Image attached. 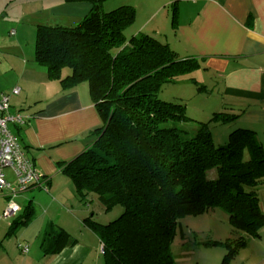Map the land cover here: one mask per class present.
Here are the masks:
<instances>
[{
	"label": "trees",
	"instance_id": "16d2710c",
	"mask_svg": "<svg viewBox=\"0 0 264 264\" xmlns=\"http://www.w3.org/2000/svg\"><path fill=\"white\" fill-rule=\"evenodd\" d=\"M63 1L89 3L92 10L75 27L38 26L35 61L66 89L87 84L102 120L92 132L94 145L64 172L82 198L96 196L106 212L124 209L107 224L86 221L103 243L107 264H176L172 246L181 220L217 208L242 234L227 241L222 264H231L264 229V146L256 133L235 128L216 147L210 125L237 122L240 115L229 112L214 113L194 132L184 128L192 121L185 106L160 94L165 85L190 78L199 61L179 58L155 36L130 34L137 18L132 6L108 11L110 0ZM51 234L47 240L58 251L66 235Z\"/></svg>",
	"mask_w": 264,
	"mask_h": 264
},
{
	"label": "crops",
	"instance_id": "0c3cea01",
	"mask_svg": "<svg viewBox=\"0 0 264 264\" xmlns=\"http://www.w3.org/2000/svg\"><path fill=\"white\" fill-rule=\"evenodd\" d=\"M38 1L42 3L41 8L49 7L54 20L38 26L75 27L92 10L89 3ZM109 2L114 5L112 10L122 6L136 9L137 18L130 34L155 36L168 44L179 58L198 60L200 65L196 71L212 77L220 94V104H225V111L217 113L229 109L227 112L240 115L231 127L251 129L264 146V0ZM72 18H77V23H72ZM164 27L169 33H162ZM13 30L15 36L11 35ZM9 34L14 37L10 39L13 53L0 52V95L11 94L16 88L20 90L19 95L10 98V112L20 114L24 122L10 123L9 129L42 176L43 186L21 194L16 201L22 211L10 218L4 215L7 193L0 190V264H107L103 243L86 221L91 217L102 224L111 221L95 211L94 198H82L78 194L64 172L67 163L94 145L92 132L102 126L89 87L81 84L66 89L53 81L47 69L36 63L32 42L23 45L19 29H11ZM5 173L15 185L14 173L10 169ZM259 196L264 213V181ZM102 217L105 219L100 221ZM47 232L66 235L58 251L47 240ZM241 236L237 234L236 239ZM21 245L29 246V252L23 253ZM46 249L51 252L46 253ZM243 249L231 264H264V229L259 238L248 239ZM191 256L184 254L176 264H201V259L196 263L192 258L187 261ZM218 257L220 253L215 264Z\"/></svg>",
	"mask_w": 264,
	"mask_h": 264
},
{
	"label": "rangeland",
	"instance_id": "374dc122",
	"mask_svg": "<svg viewBox=\"0 0 264 264\" xmlns=\"http://www.w3.org/2000/svg\"><path fill=\"white\" fill-rule=\"evenodd\" d=\"M47 4L51 3L47 2ZM112 6H114L113 3L108 2L104 9L110 11L112 10ZM41 7L42 3L38 0H0V47L3 48V51L0 50V52L6 54L13 53V49L11 48L13 42L10 39L14 37H11L9 34L11 29H15L16 31L19 29V38L24 41L23 45H26L25 42H32V46L35 48L38 25L45 22L50 24V22L54 21L49 7L45 9ZM57 20L62 23L61 18ZM77 20V18H72L71 22L77 23ZM54 23L59 22L55 21ZM162 33H169V30L164 27ZM4 40H7V42H3ZM197 71L195 70L190 75L197 83L189 81L188 77H186L185 80L178 83L165 85L160 94V99L165 102L178 103L185 106L186 114L192 121L185 123L183 127L191 132L198 129L200 123H208L215 112L217 113L219 110L225 111V104H220V94L212 83V77L210 76V79L203 72ZM204 86L207 87L203 88ZM205 89H208V92ZM227 107L230 108V106ZM229 113L232 114L231 111ZM210 126L216 147L225 145L227 138L235 130L231 125L227 127L211 123ZM91 197L94 198L93 206L96 209L95 211L104 217H108L110 221L119 218L124 212V209L120 206L106 212L98 198L96 196ZM104 217L100 218V221L104 220ZM237 234L240 235L239 232L237 233V231L235 232L232 229L228 214L222 208L212 209L198 216L184 217L181 220V227L172 246L174 259L177 261L182 259L184 254H192L187 261L192 258L191 261L194 263L201 259V264H215L217 254L219 255L220 253L217 263H222L227 252V241L229 239H236ZM212 242H216L217 244L204 245ZM247 245L248 243L239 250H244L243 248L247 247ZM189 247H192V251L186 252V249ZM180 255H182L181 258H179ZM200 256L202 258H198ZM233 259L235 260L236 257L234 256Z\"/></svg>",
	"mask_w": 264,
	"mask_h": 264
},
{
	"label": "built area",
	"instance_id": "2783aa9c",
	"mask_svg": "<svg viewBox=\"0 0 264 264\" xmlns=\"http://www.w3.org/2000/svg\"><path fill=\"white\" fill-rule=\"evenodd\" d=\"M15 35V31H12ZM20 90L14 89L10 95L0 96V190L7 193L6 208L4 215L6 218L18 215L22 208L16 199L32 187L43 186L42 176L36 171L33 163L27 158L18 137L9 129L10 123L22 124L23 117L20 114L13 115L10 98L19 95ZM10 169L16 178V184L8 181L5 173ZM23 253L29 252V246H20ZM103 249V247H102Z\"/></svg>",
	"mask_w": 264,
	"mask_h": 264
}]
</instances>
